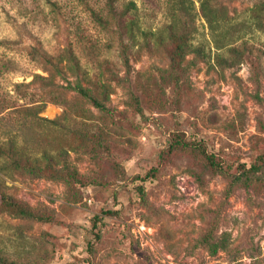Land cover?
Segmentation results:
<instances>
[{
    "label": "rangeland",
    "instance_id": "1",
    "mask_svg": "<svg viewBox=\"0 0 264 264\" xmlns=\"http://www.w3.org/2000/svg\"><path fill=\"white\" fill-rule=\"evenodd\" d=\"M0 141V264H264V0H0Z\"/></svg>",
    "mask_w": 264,
    "mask_h": 264
},
{
    "label": "trees",
    "instance_id": "2",
    "mask_svg": "<svg viewBox=\"0 0 264 264\" xmlns=\"http://www.w3.org/2000/svg\"><path fill=\"white\" fill-rule=\"evenodd\" d=\"M209 20V19H208ZM185 36H175L173 35V42L172 46L169 50V57L171 61L172 69H176L180 66V62L185 54ZM78 92H80L85 97L89 98L92 103L97 106L100 109H104V105L99 102L87 89L85 88H78ZM191 143L186 142L182 138H180L178 135L172 136L170 142L168 145L163 148V150L159 153V157L162 158L166 156L167 154L172 153L176 149H187L191 147ZM198 146L194 147H199ZM201 153L206 160L209 167L215 169L224 171L223 164L219 158L216 157V154L209 153L207 154L203 149L201 150ZM4 158H10L15 164H16V152H15V144L12 143L11 145H7L5 142L0 141V159ZM19 163V162H17ZM263 168L264 173V153L259 154L256 158V160L251 163L248 167L245 166V164H240L238 167V173L236 174H228L230 177V182L227 188V194L234 189V187L238 185H244L249 186V183L253 182L248 175L251 173H256L260 171ZM48 169L52 172L50 175H53L54 177L62 175V171L60 169H51V166H48ZM41 173L45 171L44 169H39ZM40 175V174H39ZM69 175H72L71 172H69ZM245 177V179H243ZM76 179V178H75ZM247 181H250L249 183ZM141 199L143 201L145 200V196L143 193V190H141ZM0 201L6 211L11 213L14 216L21 217L23 219L27 220H37V221H47L49 219V214L43 213L39 209H36L34 207H31L27 205L26 203H22L15 199L11 194L6 193L4 190H2V187L0 186ZM95 220L99 221V216H94ZM209 233L206 234L203 238L204 243L208 246L210 253L215 254L219 249H225L226 243L224 242V239L221 237L215 236L213 234L212 228L209 229Z\"/></svg>",
    "mask_w": 264,
    "mask_h": 264
}]
</instances>
